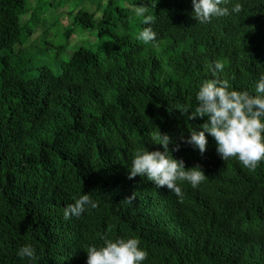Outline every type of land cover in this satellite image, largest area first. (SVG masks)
Here are the masks:
<instances>
[{
	"label": "trees",
	"instance_id": "1",
	"mask_svg": "<svg viewBox=\"0 0 264 264\" xmlns=\"http://www.w3.org/2000/svg\"><path fill=\"white\" fill-rule=\"evenodd\" d=\"M34 2L0 0V264H87L86 247L105 235L138 238L143 264H264V161L249 169L224 161L210 135L204 153L181 139L207 119L190 121L185 110L214 78L208 64L223 61L217 76L255 94L264 0H226L230 14L207 23L192 15V0H144L155 43L137 38L146 27L138 0H81L57 55L79 29L96 28L101 50L80 46L59 74L41 66L28 78L20 47L40 28L49 45L56 26L47 10L71 0ZM236 2L239 13L231 12ZM160 130L181 144H170L175 158L209 176L197 188L177 181L183 199L128 177L138 148L163 151L150 135ZM84 194L99 206L65 219V207ZM26 243L37 250L34 262L17 255Z\"/></svg>",
	"mask_w": 264,
	"mask_h": 264
},
{
	"label": "clouds",
	"instance_id": "2",
	"mask_svg": "<svg viewBox=\"0 0 264 264\" xmlns=\"http://www.w3.org/2000/svg\"><path fill=\"white\" fill-rule=\"evenodd\" d=\"M192 4V15L198 23H207L213 17L230 14V9L225 6L226 0H192ZM134 10L138 16L143 17L142 22L146 25L137 38L145 43H155L157 33L151 26L154 18L147 14L148 8L144 0H138ZM240 11L241 4L234 3L231 12ZM224 67L221 60L207 65L214 78L205 80L199 86L195 109L191 110L189 107L185 110L190 121L197 117L207 119L199 125V130L191 127L190 134L182 136L181 139L204 153L210 135L215 138L217 153L224 161L236 158L244 167L254 170L264 161V73L257 80L253 94L247 90L235 89L229 80L220 79L217 74ZM150 135L153 143L163 146V151L138 148L131 160V166L128 167L129 179L137 175L146 177L157 188L167 186L171 192L183 199V191L177 181H187L193 188H197L209 178L199 165L187 168L183 159L174 157L170 144H175V151L180 150L181 144L170 134L160 130ZM134 198L135 194L128 200ZM98 206V202L90 194H84L65 207L64 217H80ZM102 240L103 243L99 246L91 244L86 247L87 264H143L148 258L147 250L141 247V241L136 237L113 240L105 235ZM17 255L34 262L37 259V250L31 243H26L17 249Z\"/></svg>",
	"mask_w": 264,
	"mask_h": 264
},
{
	"label": "rangeland",
	"instance_id": "3",
	"mask_svg": "<svg viewBox=\"0 0 264 264\" xmlns=\"http://www.w3.org/2000/svg\"><path fill=\"white\" fill-rule=\"evenodd\" d=\"M34 4V0H30ZM81 3V0H71L70 5L63 6L60 9L49 8L46 13V18L51 26H56L53 29L50 28V37L48 39L49 45L42 39L43 30L36 29L33 37L28 43L20 47L26 50L20 56L24 61L25 67L27 68L26 76L33 78L36 75V69L41 66L50 67L53 69L55 74H59L61 69L59 67L60 62L68 61L70 56L80 46L88 47L94 51H100L101 47L98 45L99 41L96 38L97 29H92L88 32L81 33L79 29L77 34L72 38L68 50L65 54L57 55V47L63 44V34L65 27L70 25L71 19L69 13L72 8ZM85 6H89L88 9L93 11L94 8L89 4L85 3ZM98 22V21H97ZM42 27L43 24H42ZM28 47V48H27Z\"/></svg>",
	"mask_w": 264,
	"mask_h": 264
}]
</instances>
